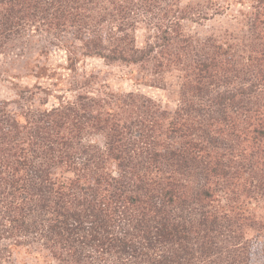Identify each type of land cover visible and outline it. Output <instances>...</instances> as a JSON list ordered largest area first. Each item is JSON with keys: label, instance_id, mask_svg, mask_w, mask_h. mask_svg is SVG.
<instances>
[{"label": "trees", "instance_id": "trees-1", "mask_svg": "<svg viewBox=\"0 0 264 264\" xmlns=\"http://www.w3.org/2000/svg\"><path fill=\"white\" fill-rule=\"evenodd\" d=\"M255 1L0 0V58L31 57L35 79L0 65L16 96L0 97V264H264ZM232 6L235 31L186 32ZM86 57L137 67L136 85L180 71L176 107L91 82Z\"/></svg>", "mask_w": 264, "mask_h": 264}, {"label": "rangeland", "instance_id": "rangeland-1", "mask_svg": "<svg viewBox=\"0 0 264 264\" xmlns=\"http://www.w3.org/2000/svg\"><path fill=\"white\" fill-rule=\"evenodd\" d=\"M248 4H255L256 1L246 0ZM241 7V6H240ZM237 7L232 6L231 10L224 15H218L212 19L202 21L200 23H185L186 32L196 35L198 37L217 36L224 34L226 31L233 32L237 29V20L232 15L236 13ZM145 37V31L143 29L138 30V40L142 41ZM59 56L51 58L53 62H58ZM31 57L25 56L24 58L1 59L0 65L6 71L5 74L18 73L21 78L22 85H32L35 83L33 77H26V64L31 63ZM137 67H126L124 65H107L103 60L99 58L86 57L82 62L78 64L79 71H85L87 74H93L95 78H90V81L95 84H102L107 82L114 88H120L124 90H130L138 88L141 91L159 99L168 110H173L178 102L179 87H180V71L171 70L168 72H160L159 74H150L148 72V82L136 85L134 83L135 78H140L142 75L139 72L129 73L131 70H136ZM147 74V73H146ZM151 80V81H150ZM39 96H45L39 94ZM0 97L6 99H14L15 93L11 88L10 83L0 81ZM52 100V98H50ZM252 212L258 216L261 220H264V200L257 202L251 207ZM259 239L264 245V229L260 232Z\"/></svg>", "mask_w": 264, "mask_h": 264}]
</instances>
